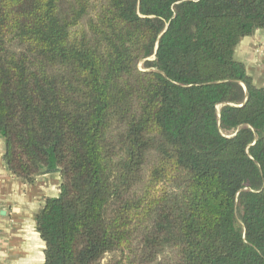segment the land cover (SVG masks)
Wrapping results in <instances>:
<instances>
[{
	"label": "trees",
	"instance_id": "obj_1",
	"mask_svg": "<svg viewBox=\"0 0 264 264\" xmlns=\"http://www.w3.org/2000/svg\"><path fill=\"white\" fill-rule=\"evenodd\" d=\"M264 0H0L10 174L60 173L42 264H264ZM142 65V68H140Z\"/></svg>",
	"mask_w": 264,
	"mask_h": 264
},
{
	"label": "crops",
	"instance_id": "obj_2",
	"mask_svg": "<svg viewBox=\"0 0 264 264\" xmlns=\"http://www.w3.org/2000/svg\"><path fill=\"white\" fill-rule=\"evenodd\" d=\"M235 58L253 83L264 88V29L242 39ZM0 137V264H42L45 243L36 231L35 214L47 198L60 192V173L39 175L29 184L13 177L4 163Z\"/></svg>",
	"mask_w": 264,
	"mask_h": 264
},
{
	"label": "water",
	"instance_id": "obj_3",
	"mask_svg": "<svg viewBox=\"0 0 264 264\" xmlns=\"http://www.w3.org/2000/svg\"><path fill=\"white\" fill-rule=\"evenodd\" d=\"M49 173H50L49 170H44V171L40 172L39 175H46V174H49Z\"/></svg>",
	"mask_w": 264,
	"mask_h": 264
},
{
	"label": "rangeland",
	"instance_id": "obj_4",
	"mask_svg": "<svg viewBox=\"0 0 264 264\" xmlns=\"http://www.w3.org/2000/svg\"><path fill=\"white\" fill-rule=\"evenodd\" d=\"M140 68H142V65H140Z\"/></svg>",
	"mask_w": 264,
	"mask_h": 264
}]
</instances>
